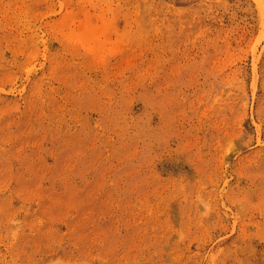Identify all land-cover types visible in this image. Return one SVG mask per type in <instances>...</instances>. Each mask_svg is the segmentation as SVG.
<instances>
[{
	"label": "rangeland",
	"instance_id": "374dc122",
	"mask_svg": "<svg viewBox=\"0 0 264 264\" xmlns=\"http://www.w3.org/2000/svg\"><path fill=\"white\" fill-rule=\"evenodd\" d=\"M0 264H264V0H0Z\"/></svg>",
	"mask_w": 264,
	"mask_h": 264
}]
</instances>
